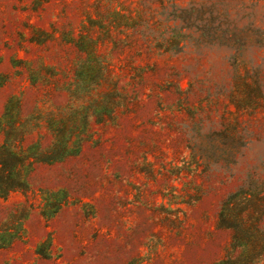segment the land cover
Returning <instances> with one entry per match:
<instances>
[{
	"label": "rangeland",
	"instance_id": "374dc122",
	"mask_svg": "<svg viewBox=\"0 0 264 264\" xmlns=\"http://www.w3.org/2000/svg\"><path fill=\"white\" fill-rule=\"evenodd\" d=\"M7 135L0 264H264V0H0Z\"/></svg>",
	"mask_w": 264,
	"mask_h": 264
},
{
	"label": "trees",
	"instance_id": "16d2710c",
	"mask_svg": "<svg viewBox=\"0 0 264 264\" xmlns=\"http://www.w3.org/2000/svg\"><path fill=\"white\" fill-rule=\"evenodd\" d=\"M9 136L10 135H7L0 145V193L2 195H7L9 192L18 189H27V175L34 161L54 162L70 153L65 148H58L54 151L49 150V152L47 151L43 154L19 150ZM32 156L34 159L31 160ZM235 238L237 237L235 236ZM238 245L239 244H237V246ZM234 247H236V245H234ZM260 254L261 252L252 255H241L240 259L243 257L241 261L235 262L230 258V253H227V255L215 264H252L260 257Z\"/></svg>",
	"mask_w": 264,
	"mask_h": 264
}]
</instances>
